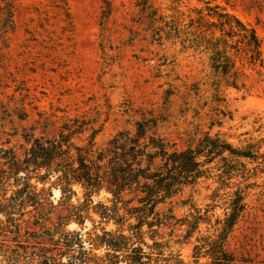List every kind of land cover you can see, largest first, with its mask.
Segmentation results:
<instances>
[{
    "label": "rangeland",
    "instance_id": "rangeland-1",
    "mask_svg": "<svg viewBox=\"0 0 264 264\" xmlns=\"http://www.w3.org/2000/svg\"><path fill=\"white\" fill-rule=\"evenodd\" d=\"M9 1L11 27L0 1V148L21 155L28 146L25 136L52 138L63 118L76 115L97 116L104 123L99 145L132 128L145 111L163 116L160 132L180 150L193 147L206 132L219 133L256 155L246 162L248 178L233 179L229 188H222L217 177L186 188L164 211L172 207L177 219L192 220L196 209L205 214L217 205L209 211L211 225L202 224L201 233L186 240L188 227L173 222L162 229L163 239L185 262L197 264V239L202 244L203 238L216 235V218H224L227 195L240 189L246 209L228 250L234 264H264V68L248 71V88L223 90L225 101L215 102L212 90L202 85L210 74L208 56L184 49L179 39L163 33L160 39L151 22L154 14L145 7L182 26L205 2L219 6L256 30L264 59V0H107L108 19L103 18L104 0ZM59 199L60 191L54 190L55 205ZM64 214L58 207L53 223ZM98 225L88 221L84 231L96 232ZM67 229L81 228L71 223ZM21 240H26L24 232ZM105 252L94 250L99 256ZM210 262L203 257L199 263Z\"/></svg>",
    "mask_w": 264,
    "mask_h": 264
},
{
    "label": "trees",
    "instance_id": "trees-1",
    "mask_svg": "<svg viewBox=\"0 0 264 264\" xmlns=\"http://www.w3.org/2000/svg\"><path fill=\"white\" fill-rule=\"evenodd\" d=\"M0 1L8 17L6 26L11 27L12 3ZM104 4L103 18L108 19L111 8L107 0ZM145 7L154 14L151 22L160 39L163 33L179 39L184 49L208 56L210 74L202 85L212 90L215 102L225 101L223 90L248 88V71L264 68L256 30L219 6L205 2L182 26ZM141 116L132 128L101 145L100 118L76 115L63 118L52 138L25 136L28 146L21 155L13 148H0V264H188L161 231L173 222L186 225L184 239L189 240L201 233L202 224L211 225L209 211L217 205L205 214L196 209L192 220L177 219L172 207L164 208L201 180L217 177L222 188H229L233 179L248 178L246 162L256 155L209 132L193 147L180 150L160 132L162 115L145 111ZM54 190L60 191L58 205ZM227 196L224 218H216V235L203 238L202 244L197 239L194 245L197 264H209L199 263L203 257L210 264L236 262L228 239L244 215L245 196L240 189ZM58 207L66 214L55 224ZM88 221L99 224L94 228L99 229L85 232ZM71 223L81 229L69 231ZM109 225L116 230H107ZM102 249L106 250L102 256L94 253Z\"/></svg>",
    "mask_w": 264,
    "mask_h": 264
}]
</instances>
